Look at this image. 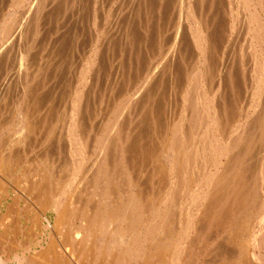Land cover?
I'll list each match as a JSON object with an SVG mask.
<instances>
[{
	"label": "rangeland",
	"instance_id": "rangeland-1",
	"mask_svg": "<svg viewBox=\"0 0 264 264\" xmlns=\"http://www.w3.org/2000/svg\"><path fill=\"white\" fill-rule=\"evenodd\" d=\"M44 1H41V0H20V2H19V0H0V30H3L5 25H6V27H7V25H10V27H9L10 30L8 31V33H6V36H5V33L3 31L2 32L0 31V131H1V133H0V149H1L0 154H1V152H6L8 150L10 151V148L14 145L13 146L14 148L13 147L11 148V152L13 153V152H15V150H17V145H16L17 143L19 146H21L20 144L24 143V144H22L23 146H21V149L18 146L19 147L18 149H20V150H17L14 153L16 155L13 157L12 163L2 164L0 161V165H1L0 166V253H1L0 256H2L3 258H7L9 260L10 264H18V262H19L18 259L22 258V256L27 257V258H31L33 255L34 256L33 258L35 259V257L39 256L38 253L39 254L44 253V251L47 248L45 245H47L48 243L49 244L51 243L50 242L51 240L48 237V235L51 237V239H52V237L55 236L54 234L52 235L51 230H49L50 228L46 227V222L43 220V217H41V215H40L41 213L39 212L40 210H43V208H41L42 206H41L40 201H39V197H38L39 191L38 190H40L42 188V185L45 187H46V185H45L44 181H42V185L37 183V179L39 180V179L43 178V180H44L45 179L44 177H46V179L48 177L47 180L49 181V183L51 182L49 184V186H51L50 190L53 189L52 191L57 194V191L59 190L58 186L61 187L63 185V183L66 184V182H67V179H66L67 174L66 173H68L67 169H69V166H71V163H73L74 159L75 160L78 159L80 161L82 159V157L80 158L75 153L76 148L74 146H77L76 145L77 143L73 141V137L71 135L66 134V133H68L69 129H65L69 126L68 123H69V118H70V115L68 114L67 110H69V112H71L70 109H72V107H70V103L72 102V100L74 102V99H76L75 96L77 95V93L80 92V90H81L80 93L82 94L81 96L84 97V98L82 97V102L84 103L86 101L85 105L89 104L88 105L89 108L87 107L88 111L86 110V114L84 113V122H85L86 126L88 125L87 128L90 125H91V127L86 129V134L90 135L93 133L92 135L88 136L89 139H88V137H86L87 135L85 134V138L89 140V141L86 140V143H87V141H88V143L91 142L90 139H93L94 141L91 142L92 145L90 143L89 144L87 143L88 149L85 152V155H84L85 157L83 156V159H82L84 161L85 166H83L84 169H81L82 174L79 175V177L77 176L76 177L77 179L75 180L76 185L78 182V186H79V188H77V187L76 188L78 190L81 189L82 191L81 190L76 191L74 196L77 195L78 197L77 196H76V198L74 197V200H79V201L81 200L82 203H85V202H87V200H89V198H86V197H89L90 192H88V190H87V186H88L87 183L88 182H86V181H88L87 180L88 178L86 179L85 176H86V171L89 168L90 164L92 163V161H94V159L98 155L96 153L97 152L99 153L96 139L99 137V134H100L101 130L103 129V120H102V119H104L103 113L106 112V113H104L105 114L104 116L105 117L108 116L113 111V109L117 107V105L119 104V101L121 103H122V101L124 103H127L129 101L127 103L128 107L132 106L131 110L134 108L136 113H137V111H139V113H140V114L139 113L136 114L135 112H133L134 109L132 111H130L127 107V109H126L127 112H126V110H124L126 113L124 112V115H123V117H125L128 114L131 117L130 118L127 115L128 117L127 116L125 117L127 120L125 121V118H123V119H124L125 126H126V124L128 126L130 125L128 127L129 128V133H128L129 135L126 137L127 144L131 146L130 147L131 152L133 151L132 149L135 150L134 151L135 152L134 159L136 158V160L134 162L135 165L138 162V164L136 166L134 165L135 167L133 168L134 169V176H136V174H137L139 177H141L143 179L145 178L146 180H147V178L150 179L153 176V179L155 180L154 188L157 186V174H155V175H153V174L156 173L157 169H160V170H162V169L157 168V166H156L157 161H155V160H156V156L158 155V153H160L159 150H162L161 148H163L165 146L166 140H168L169 136L171 135V133H168L170 131L169 128L171 127L170 125H173L174 123L176 124L177 121L178 122L185 121V123L188 122V119L190 117L193 106H196L197 108L199 107V109H200L202 104H203V101L202 100L200 101V99H199L196 102V105H194V104L192 105V101H194V99H195V96H193V95L196 93V91L194 89L192 90V88H190L191 83H192V87H193V82L195 81L194 74H196V73H194V70L196 69L195 72H198L201 68V70H200L201 73L202 72L205 73V72L202 71L203 65L201 64V61H199L200 60V52H199V50L196 46V42H195V38H196V36H198L197 32L199 33L200 31H198L197 22L195 21V19H193V17L191 18L190 16L187 17L189 15L188 13L190 10L189 5L187 6L188 3L191 4L190 5V7L192 9L191 12H193V9L194 10L197 9L196 12L194 11L195 14L194 13L193 14L195 17H197V19L200 18L202 20V22L204 23V25L206 26V28L208 30L206 33L207 38L209 40L208 43L210 46L212 45V47H210L208 53H209V59L211 58V60H210V67H211L210 71L213 73H211V75L208 74L210 72L205 74V76H207L206 78L203 79L204 82L207 81V83H205L206 84L205 89H207V90H205V93L207 94L208 97L209 96L211 97V95L214 96L212 98L216 99L217 101H220V103L225 104L226 107L230 108L229 111L232 112V114H234V115H232L231 113H228L229 114L228 118L230 117L229 118L230 120H228V118H226L227 123L223 127L224 140H232L233 137L235 138L236 137V131H237L236 129H237V127L239 128V126L240 127L244 126L245 128L247 126L249 128L252 127L251 129H247V130H249L251 132V135L253 136V144L252 145H254V146H252L253 149H251L252 151L249 153L250 155L251 154H253V155L250 156L248 154L249 156L246 155L244 157V161L242 163L245 164L249 159H250L249 161L251 163L249 162V165H248V162L245 165L243 164L245 169L243 168V165H242V171L245 172L244 173L245 178H243V180L245 181L246 178L248 179L250 174L255 175V173H258V175L260 174L262 176V173L264 172V163H262L264 161V157L262 158V155L264 156V132L261 131V134H262L261 138H258L257 135H259L260 133H259V130L257 131L258 127L257 128L255 127V125H256L255 124L256 123L255 118H257L261 114H262L261 119L264 117V111H263L264 110V106H263L264 103L260 104V106L258 104L261 101L262 102L264 101V98H263L264 97V88H263L264 87L263 86V83H264L263 79L264 78L262 77V79H260L261 75L263 73H261L262 70H261V72L259 71L260 68H257V62H256L260 58H261V60L264 59L263 58V56H264V38H263L264 37L263 36L264 35V30H263L264 29V20H262V19H264L263 18L264 12L262 11V9H260L261 5L264 6V3L262 4V2H261V1L264 2V0H261V1L260 0H255V1L249 0V3H250L249 7H248L249 9L248 8L246 9V7L248 5V2H247L248 0H246V1L242 0V3H240L241 2L240 0H237V1L236 0H213V3L216 2V4L214 3L213 5L210 4V3H212V2H210L212 0H208V1L207 0H199V1L195 0V2H192L191 0H187V1L186 0H52V1L51 0H44ZM180 1H182V2H180ZM232 1H234V2H232ZM244 1H245V3H244ZM18 2H19V4L17 5ZM258 2H261V3H258ZM28 3H29V5H28ZM35 3H37L36 5H38V7L36 5H34ZM192 3L193 4L195 3L196 6L195 5L193 6ZM203 3H206V4H203ZM207 3H209V4H207ZM236 3H238V4H236ZM239 3H240V7L239 8L237 7L238 8L237 9L236 5L238 6ZM254 3H255V5H254ZM15 4L17 5V7ZM45 4H47V5H45ZM48 4H50V5H48ZM52 4H53V6H52ZM173 5H174V7H173ZM197 5H198V7H197ZM18 6H19V8H18ZM220 6H222V7H220ZM39 7L40 8L42 7V8L40 9ZM241 7H242V10H241L242 12L241 11L237 12V10H240ZM243 7H244V10L246 13L243 11ZM252 7H254V8H252ZM29 8H30V10L28 11ZM32 8H34V9H32ZM198 8H200V9L198 10ZM250 8H251V10H250ZM36 9H39V10H36ZM185 9H186V11H185ZM209 9H210V11L211 10L212 11L210 12ZM233 9H235V10H233ZM253 10L255 12L254 14L252 13ZM39 11L41 12V14L37 13ZM30 12L33 14H31ZM200 12H202V13H200ZM236 12L237 13L241 12L243 16L240 13H239L240 14V16H239ZM9 13H10V15H9ZM196 13H197V15H196ZM208 13H211L209 16H212L209 19H208V15H207ZM213 13H215V14H213ZM230 13H232V15H230ZM249 13H251V14H249ZM258 14L261 15V17L259 16L260 17L259 19H261V24L263 25L262 32L259 34H257V32L255 33V31H254L255 28L253 29V27H256V25L259 23V21H258L259 19L257 20V18H256V20H254L255 21L254 22V21H251L253 18L251 19L249 16H247V15H250L251 17H253V16L255 17V15L257 16ZM236 15H238V16L236 17ZM32 17L35 19L37 18V19L35 20ZM25 18H26V20H25ZM231 18H232V20H231ZM247 18H249L250 20H248ZM17 19L19 21H17ZM208 21H210V22H208ZM228 21H229V23H228ZM246 21H247V24H246ZM36 22H38L39 24ZM193 22H194V24H193ZM212 22H213V24H214V22H216V23L214 25L213 24L211 25ZM18 23H20L21 26ZM248 24H249V26H248ZM195 26L197 28V32H196ZM209 26L212 27L213 29L210 28ZM247 26H248L249 31L246 29ZM249 27H250V29H249ZM191 29L193 30V32ZM211 29H212V31H214L213 33H212ZM34 30L39 31L38 34ZM182 30H183L184 34H182ZM21 32H23V33H21ZM176 32H179V33H176ZM13 33H14V35H13ZM192 33H194V34L192 35ZM213 34H214V36H213L214 38L212 37L213 39L210 40L211 36ZM179 35L182 36L183 38H181ZM253 35H254V37L257 36V39H259V41H257L256 37L253 39L251 37ZM9 37H10V39H9ZM130 37H132V38H130ZM2 38L5 40H1ZM13 39H14V41H13ZM6 40H7V43H6ZM177 41H179V42L181 41V43H178ZM191 41L193 42L195 49L192 48L193 44ZM251 41H252V43H251ZM257 42H259L258 45L256 44ZM210 43H212V44H210ZM181 45L184 47L181 48ZM7 47H9V48H7ZM190 47L194 50H192ZM184 48H186V51L183 50ZM213 48H216V49H214L215 51L213 50ZM261 48H263V50ZM9 49L10 50L12 49V50L10 51ZM94 49H95V51H94ZM168 50H169V52H168ZM256 50H257V53H256ZM174 51H176L175 52L176 54L174 53ZM179 51H181L182 54H180L181 52H179ZM253 51L255 53H253ZM166 52H168V53L166 54ZM258 53H260V54H258ZM212 54H214V56ZM248 54H250V55H248ZM261 55H263V56L261 57ZM93 56H95V57L93 58ZM217 56L221 57L220 61H219V58ZM213 57H215V58H213ZM53 58H55L56 60ZM173 59L174 60L179 59V60L174 61ZM254 59H256V60H254ZM137 60L140 62H138ZM261 60H260V62H261ZM171 61L173 63L174 62H176V63L173 64ZM93 62H96V63H93ZM252 62L254 64L256 62L255 69L253 67L254 64ZM157 63H159L160 65ZM161 63L164 65H162ZM170 63H172V64H170ZM193 63L194 64L197 63V64L193 67V65H194ZM249 63H252V64H250L248 66ZM158 65L161 68L158 67ZM167 65L170 66L169 69H168ZM212 65L214 68H212ZM220 65H221V67H220ZM163 66L166 67L165 68L166 70H164ZM197 67L199 68V70L197 69ZM251 67H253V68H251ZM159 68H160V70L161 69L162 70L160 71ZM220 69H221V71H220ZM223 69H225V70L222 71ZM249 69H250V72L255 71V72H253L254 74H252V73L250 74ZM149 70H151L152 72ZM153 70L154 71L156 70V71L154 72ZM203 70H205V67H203ZM244 70L246 72H244ZM8 71H10V72H8ZM82 71L86 72L87 74L83 73ZM92 71H95V72H92ZM158 71H160V72H158ZM165 71L167 72V74L165 73ZM189 71H190V73H188ZM258 71L260 74L258 73ZM157 72H158V74H157ZM223 72H224V74H223ZM91 73H93V74H91ZM170 73H171V75H170ZM248 73H249V75H248ZM3 74H5V75L7 74V75L5 76ZM79 74H81V75H79ZM149 74H151V78L149 77L150 76ZM158 75L160 76V78ZM215 75H216V77H215ZM231 75H232V77H230ZM252 75H253V77H252ZM162 76L164 77V79ZM208 76H210V77H208ZM14 77H16V78H14ZM208 78H209V80H208ZM214 78H218V79L215 80ZM252 78H254V80H252ZM154 79H156V80H154ZM212 79H213V81H212ZM258 79L263 81V82L258 83L259 82ZM13 80H15L14 83H13ZM147 80L150 81V82L148 81L149 86L146 85L148 83H145V81H147ZM247 80H249V82ZM155 81H157V83H158V84L156 83L157 84L156 87H155ZM158 81L160 82L162 87L159 85ZM186 81H187V83L190 81L188 83V85H186ZM2 82L4 84H2ZM141 82H144L145 84L144 83L141 84ZM153 83H154V85H153ZM219 83H220V85H219ZM256 83H258L259 85H257ZM80 84H82V85H80ZM86 84H87V86L89 84L88 88L84 87V85H86ZM247 84H250V85H247ZM251 84H252V86H251ZM90 85H92V86H90ZM129 85L130 86L133 85V86H131L133 89H131ZM134 86H135V88H134ZM141 86H142L143 91L141 90ZM152 86H154L158 90L157 93H156L155 88ZM159 86L161 87V89ZM181 86H182V89H181ZM215 86H217L216 87L217 90L214 89ZM249 86H251L250 89H248ZM259 86H263V87L261 88ZM30 87L34 91H32V89H30ZM113 87H115V88L112 89ZM171 87H172V89H171ZM220 87H221V89H220ZM256 87H257V89H255ZM78 88H80V89H78ZM96 88H97V91H96ZM123 88L125 89L124 91H122ZM145 88H149V89L145 90ZM210 88H213V89H210ZM135 89H137L138 91L136 92ZM186 89L190 90V91H188L186 93V91H187ZM29 90L31 93H29ZM92 90H95V91H92ZM131 90H135V91H131ZM139 90L141 92H139ZM151 90H153V91L151 92ZM209 90H210V92H209ZM247 90L249 93H247ZM26 91H27V93H26ZM35 91L37 93H35ZM214 91L216 94L213 93ZM218 91H220V92H218ZM3 92H4V94H3ZM72 92H73V94H76V95H72ZM83 92H85V93L83 94ZM149 92H151L150 93V94H152L151 96L149 95ZM184 92H185V94H183ZM39 93H41V94H39ZM98 93L102 94V95H99ZM188 93H189V96H191V97L187 96ZM257 93H258L259 97L257 96ZM22 94H25V96L28 98H25V96ZM34 94H36V95H34ZM69 94H71L72 98L70 97ZM123 94L124 95L126 94L125 96L128 95L129 97L128 96L125 97ZM221 94H222V96H221ZM60 95H61V97H60ZM86 95H88V96H86ZM94 95L96 96L95 98H94ZM137 95H139V96L137 97ZM249 95H252V97H247ZM121 96L123 98H126L127 100L126 99L124 100ZM144 96H149V97H144ZM192 96L194 97V99ZM66 97H68V98H66ZM210 97H209V99H210ZM218 97H219V99H218ZM35 98H36V100H35ZM113 98H114V100H113ZM116 98H117V100H116ZM248 98H249V100H247ZM261 98H263V99H261ZM37 99H39V100L37 101ZM56 99H57V101H56ZM65 99H67L68 101H66ZM148 99H151V100L149 101ZM152 99H153V101H152ZM183 99L185 100V102ZM252 99H254V100H252ZM25 100H27V101H25ZM49 100H51V101H49ZM63 100H65V101H63ZM132 100L134 101V103ZM189 100H191V103L189 102ZM59 101H60V103H59ZM140 101H142V102H140ZM258 101H260V102H258ZM87 102H89V103H87ZM148 102H150V103H148ZM16 103L18 104L17 107L15 105ZM37 103H39V104L37 105ZM180 103H181V107L179 106ZM184 103H186V104H184ZM227 103H228V105H227ZM256 103L258 104V106ZM34 104L36 106H34ZM94 104H95V106H94ZM136 104H138V106L140 105L141 109H139L140 106L139 107L135 106ZM255 104H256V106H255ZM46 105H48V106L51 105L54 109L53 110L54 113H52V110H51L52 108H50L51 106L47 107ZM147 105H149V107ZM184 105H187L188 107L186 106L184 108ZM190 105H191V107H190ZM251 105H253L257 108L254 107L252 109ZM68 106H69V108H68ZM71 106H72V104H71ZM142 106H144V109ZM151 106H154V107H151ZM262 106H263V108H262ZM22 107L26 110L28 109L29 111H31L30 112L31 114L28 115L30 118L27 117L29 120L25 119L21 122L22 123V127H21V123H19V118H20L19 116L20 115L18 112L23 111ZM31 107H33L34 109H31ZM37 107L39 108V111H37L38 113L36 111H34L35 108H37ZM54 107H56V108H54ZM61 107L64 109H60ZM258 107H259V109L261 107V110H259ZM38 108L36 110H38ZM57 108H58V111L56 113ZM176 108L178 110H176ZM18 109H20V111ZM151 109H152V111H154L153 113H152ZM234 109L236 111V114H235ZM246 109L248 112L246 111ZM26 110H24V112ZM46 110H48V113L46 112ZM59 110H61V111L59 112ZM90 110H91V112H90ZM128 110L131 113L130 112L128 113ZM143 110H145V111H143ZM147 110L148 111L150 110V111L147 113ZM182 110L185 112H183ZM238 110H239V112H238ZM15 111L17 114L15 113ZM255 111L257 112V115H256ZM34 112H36V113H34ZM43 112L47 113V115L45 116V118L47 120V122H46L47 124H45V121H44L45 118L44 119L42 118L46 114ZM62 112L64 114L66 113V117H65V115H62L63 114ZM50 113L53 114L52 115L53 117L55 115V119L57 121L55 119H53V117L50 116L51 115ZM87 113H88V115H87ZM35 114H37L36 117H39V118L36 119V117H34V119H35L34 120L33 116ZM132 114L137 115V116L139 115L138 117L135 116L138 119L135 118ZM141 114H142V116H141ZM157 114H158V116H157ZM14 115H16V116H14ZM91 115L94 117L91 118ZM95 115L97 117H99L101 120L97 119L99 121L95 122V118H97ZM101 115H102V118H101ZM59 116H60V118H59ZM183 116L185 118H183ZM62 117H64V118H62ZM170 118H172V119H170ZM52 119L54 120V122ZM87 119L88 120L91 119V120L88 121ZM177 119H180V120H177ZM244 119H245V121H244ZM251 119H253V120L255 119L254 120L255 123ZM50 120H52V121H50ZM59 120H61V121L63 120V121L60 122ZM156 120H157V124H156ZM6 121L8 123H6ZM34 121L35 122L42 121V122L41 123L39 122L40 124L38 122H37L38 124L35 123V126H36L35 127V126H33ZM86 121H88V122H86ZM160 121H162V122H160ZM229 121H230V123H229ZM249 121L252 125H248ZM13 122H15V123H13ZM24 122L28 125H26ZM49 122H53V123L50 124ZM55 122H58V123H55ZM100 122H101V125H99ZM238 122L240 124H238ZM242 122L243 123L245 122V123L243 124ZM152 123H154V124H152ZM233 123L236 124V126ZM24 124L26 126H30V128L22 130V128L26 127ZM64 124H66V125L68 124L67 127H65L66 125H64ZM146 124L148 126L150 125L149 126V127H151L150 130L148 129L149 127ZM262 124H264V119H263ZM46 125H48V126H46ZM51 125H52V127H51ZM54 125H56V126H54ZM162 125L163 126L166 125V126L163 127ZM38 126H40V127H38ZM153 126H155L156 130H155V128L153 129ZM6 127L8 129H6ZM45 127H47L46 130H51V128H52V132L50 133V131H46V130H45L46 132H44L43 130ZM97 127L99 128L98 130H96ZM138 127H139V129H138ZM231 127L232 128L236 127V128L234 130ZM10 128H12V129H10ZM136 128L138 129V131ZM160 128H162V129L160 130ZM9 129H10V132H9ZM19 129H20V132H19ZM37 129H40V130H37ZM64 129L66 132H64ZM144 129L147 131H145ZM151 129L154 130V132L151 131ZM25 130L27 132V135H25L26 134ZM53 130H54L55 135L53 133ZM140 130H141V132H140ZM12 131H14V132H12ZM93 131H95V133ZM126 131H125V133H126ZM134 131H137V132H134ZM149 131H150V134L151 133H154V134L153 135L152 134L146 135V134H149ZM165 131H167L166 135H164ZM22 132L23 133L25 132V134L22 135ZM39 132H40V135H39ZM88 132H89V134H88ZM28 133H29V135H28ZM44 133L45 134L49 133L50 135L47 134L45 136ZM96 133L98 135H96ZM159 133H161V134H159ZM195 133H197V134L199 133V136L201 138H205L203 127L197 128ZM226 133H229V134H226ZM233 133H234V135H233ZM64 134H66V135L64 136ZM20 135H22L24 138L23 137L21 138ZM16 136L18 137L19 141L15 139V138H17ZM91 136H93V137H91ZM228 136H230V138ZM256 136H257V138H256ZM45 137H47L48 139ZM7 138H9L8 142H7ZM160 138L162 140H160ZM11 139H13L14 141H18V142L13 143L14 141ZM46 139H47V141H46ZM154 139H155V141H154ZM163 139H165V140L163 141ZM49 140L51 141V143ZM144 140L145 141L147 140V142H145ZM130 141L132 143H130ZM153 141H154V143H153ZM196 141H198V140H196ZM94 142H96V143H94ZM48 143L50 144V147H47V146H49ZM141 143L142 144L145 143V144L142 145ZM71 144H72V146L74 145L73 146L74 148L71 146ZM139 144H141V145H139ZM154 144H155V146H154ZM157 144H159V145H157ZM8 145H10V146H8ZM137 145L139 148H141V149L143 148V150H140L137 147ZM27 146H28V148H27ZM69 146H71V147L69 148ZM142 146H144V147L146 146V147L144 148ZM7 147H9V149ZM2 148H4V150ZM135 148H138V149L136 150ZM255 148L257 151L255 150ZM259 148H260V151H259ZM42 149H43V151H41ZM139 150L141 152H139ZM148 150H149L150 154H149ZM71 151L73 153H75L78 156V158L75 154H71L72 153ZM94 151H96V152H94ZM239 151L240 150L235 149L229 154L230 156L223 158L222 164L223 163L225 164V162L227 160H229L230 162L227 161L226 164L222 165V166L227 167L229 163L231 166L233 163L237 164L238 162L235 159L237 157H240ZM30 152H32L33 154ZM69 152H71V153H69ZM134 152H132V153H134ZM46 153H48V154H46ZM86 153H88V154H86ZM141 153H143V154H141ZM45 154H46V157L44 156ZM68 154L71 156V158L68 157L69 156ZM136 154L138 155V157L136 156ZM238 154H239V156H238ZM39 155H41V156L39 157ZM94 155H96V157ZM257 155H258V157H257ZM231 156H232V158H231ZM16 157H18L17 162H16ZM43 157L48 160V161H46V159H45V161H44V162H46L45 165L41 164V162H43L41 160L44 159ZM150 157H152V159H150ZM228 158H230L231 160ZM148 159H149V161H148ZM137 160H139V161H137ZM150 160H152V161H150ZM28 161H30V162H28ZM54 161H55V163H54ZM144 161H146V163ZM15 162H16V164H15ZM30 163H31V166H30ZM143 163H145L146 165H143ZM13 164H15V165H13ZM141 164H142V171L140 170L141 168L139 167ZM149 164H151V165H149ZM33 165H34V167H33ZM36 165H37V167H36ZM64 165L68 166V168L65 167ZM255 166L258 169L255 168ZM118 167L119 166H117L116 168H118ZM137 167H139V168H137ZM253 167H254V169H253ZM65 168H67V169L65 170ZM143 168H144V170H143ZM154 168H156L155 171L152 170ZM49 169H50V171H49ZM128 169L130 171V169H132V168L128 167ZM136 169H139L138 173H137ZM199 170L201 171L202 169H199ZM83 171H85V172L83 173ZM29 172H31L32 175L29 174ZM44 172H45V176H43ZM36 174H38V175H36ZM253 176L250 177V178H252V179H250V181L252 183L251 182L248 183V180H246L247 181V182L245 181L246 183L242 181L243 185L246 186V184H247V186H250L251 184H253L252 180L255 178H258V176L254 177V178H253ZM263 176H264V173H263ZM30 177L33 179L36 178L35 179L36 182L33 184L34 185H37V184L40 185V186H38L37 189L29 188L30 185L27 186L28 183L31 184L32 180ZM58 177L60 179L62 178L61 179L62 182L60 181V179H58ZM13 178L14 179L16 178V179L14 180ZM18 178H20V179L17 180ZM79 178L82 179L83 181L79 180ZM29 180H31V181L29 182ZM47 180H45L46 184H47ZM56 180L59 183H56ZM15 181H16V183H15ZM18 181H21V182H18ZM228 181H230V182L229 183L226 182L227 185H229L230 183L233 184V182L231 180H228ZM79 182H81V183H79ZM82 182H83V184H82ZM81 184H82V187H81ZM23 186H24L25 190L22 188ZM229 186H231V185H229ZM229 186H227V187L230 188ZM245 186H244V188H245ZM151 187H152V184H151ZM28 188L30 190L35 189V191L34 190L30 191ZM47 189H49V188L46 187V190ZM262 189L264 190V186H262ZM226 190L229 191V193L228 194L226 193V196H224V199L226 197L225 201H227V196H228L227 205L230 204L234 209L235 214L234 215L230 214V216H231L230 219L232 218V220H233L235 218V215H236V210H235L236 208H235V205L232 204L233 197H230V195H231L230 191L231 190L227 189V188H226ZM226 190H225V192H227ZM13 192L16 194H13ZM32 192H35V193H32ZM28 193H29V195H28ZM30 193H32V195H30ZM155 194H156V191H155ZM15 195H16V197H15ZM33 195H34V197H33ZM34 198H36V199L38 198V199L36 200ZM30 199H32V200H30ZM84 199L85 200L87 199V200L85 201ZM26 201H27V203H25ZM89 201H91V199ZM92 201L95 202V200H92ZM9 203H11V204H9ZM33 204H35V205H33ZM26 207H29V208H26ZM38 208H41V209H38ZM231 211H233V210H231ZM45 216H47V218L50 222V225H53V223H54L53 221L55 219L54 211H52L50 209L46 210ZM3 226L5 227V230H4ZM218 231H219V233H218ZM218 231L216 232V234H218L219 237L218 236L216 237V234L214 232L212 234L213 240L216 241L215 246L217 245V242H218V245H217L218 247L216 246V249L227 250L230 253L232 251L231 246L228 247L229 245L227 243H225V239H224L225 237H223L224 233H222L221 230H218ZM59 237L63 240V238H62L63 235L57 236V237L55 236V240L57 239L56 242L59 241L58 240V239H60ZM219 238H220V240H218ZM61 239H60V241H62ZM221 242L222 243L224 242V243L222 244ZM49 244H48V246H49ZM12 246H13V248H12ZM215 246H213V247L215 248ZM42 247L43 248L45 247L44 250ZM219 247H220V249H219ZM221 247H224V248H221ZM60 248L62 249V248H68V247L64 246V247H60ZM49 259H50V261L48 262L47 261L48 258H47L45 264L46 263L52 264V261H54L53 264H62V263L65 264L66 263L65 260H64L65 262H62L63 260L62 261L60 260L61 263H59V261H57V259L56 260L54 258H52L54 260H52L51 258H49ZM35 262L39 263L38 260L37 261L35 260Z\"/></svg>",
	"mask_w": 264,
	"mask_h": 264
},
{
	"label": "bare ground",
	"instance_id": "bare-ground-1",
	"mask_svg": "<svg viewBox=\"0 0 264 264\" xmlns=\"http://www.w3.org/2000/svg\"><path fill=\"white\" fill-rule=\"evenodd\" d=\"M44 1V0H41ZM52 1V0H51ZM187 1V0H186ZM192 2H195V0H191ZM197 1V0H196ZM199 1V0H198ZM208 1V0H207ZM206 1V2H207ZM237 1V0H236ZM242 3V0H240ZM246 1V0H245ZM244 1V3H245ZM253 1V0H252ZM255 1V0H254ZM261 1V0H260ZM20 2V0H19ZM19 2L17 3V5L19 4ZM24 2V1H23ZM45 2V1H44ZM182 2V1H180ZM203 2V1H202ZM212 3H210L211 5H213L214 3L216 4V2L213 3V0L210 1ZM234 2V1H232ZM248 5L246 7V9L249 7V0L247 1ZM262 4L264 3L263 1H261ZM258 2V3H261ZM95 3V2H94ZM240 3L237 6L236 3V8L240 7ZM252 3V2H251ZM25 4V3H24ZM37 3H35L34 5H36ZM39 4V3H38ZM44 4V3H43ZM42 4V5H43ZM137 4V3H136ZM187 4V3H186ZM193 4V3H192ZM206 4V3H203ZM209 4V3H207ZM227 4V3H226ZM16 5V4H15ZM16 5V7H17ZM27 5V4H26ZM29 5V3H28ZM47 5V4H45ZM50 5V4H48ZM189 5V15L187 17H193V19H195V21L197 22V28L198 31H200L199 33L197 32V28H196V32L198 34V36H196L195 38V42H196V46L200 52V60L201 64L203 65V67H205V70H203L202 67V71H204L205 73H201V68L199 70V68L197 67L198 72H195L194 70V77H195V81L193 82V87H192V83L190 88H192V90L194 89L196 91V93L193 95L195 96L194 101H192V105H196V102L200 99V101H203V104L201 106V108L199 109V107L197 108L196 106H193L190 117L188 119V122L185 123V121L183 122H178L173 125H170L171 127L169 128V132L171 133V135L169 136V139L166 140V144L163 148H161L162 150H159L160 153H158V155L156 156V166L157 168H161L157 169L154 168L152 170H156V173H154L153 175L157 174V186L154 188V182L155 180L152 178L147 180L144 178L139 177L137 174L136 176H134V167L138 164L135 165V160L134 156H135V150L132 149L134 153L131 152V146L127 144V139L126 137L129 135V126L126 124H124V119L125 117H123L124 115V110L127 109L128 107V102L124 103L122 101V103L119 101V104L117 105L116 108L113 109V111L108 115V116H104L106 112L103 113V129L101 130L99 137L96 139L97 140V147L99 150V153L97 152L96 155H94L96 158L94 159V161H92V163L90 164L89 168L86 171V179L88 181L87 183V190L88 192H90L89 200L91 199V201L87 200V202L82 203L81 200H74V197L76 198L77 195L74 196V194L76 193V191H80L77 188H79L78 186V182L77 185L75 183V180L77 179L76 177L82 174L81 169H84L83 166L84 165V161L83 156L85 155L86 150L88 149L87 147V143H88V139L90 135L86 134V129H88L89 127H91V125L87 128L85 122H84V113L86 114V110L88 111L87 107L88 105H85L86 101L83 103L82 102V94L77 93L72 95H76V99H74V102L72 100V102L70 103V107H72L71 112L68 111V114L70 115L69 118V126L67 127L66 125L65 129H69L68 133L73 137V141L76 142L77 146H74L76 148V154L82 159L80 160H75L73 161V163H71V166L64 165L65 170L67 169L68 173L67 174V182L66 184L63 183V185L60 187L58 186L59 190L57 191V194L55 192H53L50 188L51 186H49V181L46 179V177H44L45 179L43 180V178L41 179H37V183L42 185V181L45 182L46 187H48L49 189L46 190V187L42 185V188L39 191V201L41 204V208H43V210H40L39 212L41 213V217H43V220L46 222V227H49L51 230L52 235L54 234L56 237L57 236H62L63 235V240L60 241V239H58L59 241L56 242L55 240V236L51 237L48 235V237L50 238V244L48 246L45 245L47 248L44 251V253L39 254L38 253V257H35V259L33 258L34 256L32 255L31 258H27V257H23L18 259L19 262L18 264H45L47 258H48V262L50 261L49 258H54L55 260L57 259V261L60 262V260L62 262H65V264H264V190L262 189V186H264V176L262 173V176L258 175V173H255L256 176H258V178L253 179V184H251L250 186H246L243 185V182H245L246 180H248V183H250V177H252L254 174H250L249 178L244 181L243 178H245V172L242 171V165L244 163H242L244 161V157L246 155H248L253 149L252 145L253 144V136L251 135V132L247 129H251L248 126L245 128L244 126H239V128L237 127V131H236V137L232 138V140H224L223 137V127L226 125V118H228V113H231L229 110L230 108L226 107L225 104L220 103V101H217L216 99L212 98L214 96L211 95L210 99L207 96V94L205 93V83L203 81L204 78H206L207 76H205V74H210L213 73L210 71V60L209 59V49L210 47H212V45H209V40L207 38V28L204 25V23L202 22V20L199 18L197 19V17L194 16V11L196 12L197 9H193V12L191 7H190V3L187 4V6ZM195 5V3L193 4V6ZM210 5V6H211ZM234 5V6H235ZM255 5V3H254ZM253 5V6H254ZM38 7V5H36ZM53 6V4H52ZM196 6V5H195ZM257 6V5H256ZM174 7V5H173ZM198 7V5H197ZM217 7V6H216ZM222 7V6H220ZM219 7V8H220ZM232 7V6H231ZM245 7V6H244ZM243 7V11L245 12ZM262 9V11L264 12V6L261 5L260 6ZM19 8V6H18ZM40 8V7H39ZM42 8V7H41ZM40 8V9H41ZM46 8V7H45ZM48 8V7H47ZM195 8V7H194ZM215 8V7H214ZM235 8V9H236ZM237 8V9H238ZM254 8V7H252ZM34 9V8H32ZM31 9V10H32ZM200 8H198L199 10ZM233 9V10H235ZM249 9V8H248ZM256 9V8H255ZM258 9V8H257ZM14 10V9H13ZM30 10V8L28 9V11ZM39 10V9H36ZM35 10V11H36ZM155 10V9H154ZM167 10V9H166ZM204 10V9H203ZM226 10V9H225ZM242 7L240 10L241 11ZM251 10V8H250ZM43 11V10H42ZM176 11V10H175ZM180 11V10H179ZM186 11V9H185ZM206 11V10H205ZM210 11V9H209ZM212 11V10H211ZM210 11V12H211ZM224 11V10H223ZM33 12V11H32ZM203 12V11H202ZM200 12V13H202ZM235 12V11H234ZM236 12V13H237ZM242 12V11H241ZM239 12L241 15L242 13ZM252 12V11H251ZM260 12V11H259ZM11 13V12H10ZM9 13V15H10ZM31 13V12H30ZM36 13V12H35ZM38 14L41 12H37ZM194 13V14H193ZM233 13V12H232ZM232 13H230V15H232ZM237 13L239 16L240 14ZM246 13V12H245ZM244 13V14H245ZM253 14L255 13L254 10L252 12ZM19 14V13H18ZM33 14V13H31ZM211 13H208V19L212 16H209ZM215 14V13H213ZM212 14V15H213ZM251 14V13H249ZM197 15V13H196ZM200 15V14H199ZM203 15V14H202ZM205 15V14H204ZM236 15V17L238 16ZM24 16V15H23ZM40 16V15H39ZM49 16V15H48ZM243 16V15H242ZM246 16V15H245ZM249 16L252 20L254 21L257 20L261 17V15H255V17H251ZM260 16V17H259ZM185 17V16H184ZM206 17V16H205ZM11 18V17H10ZM28 18V17H27ZM31 18V17H30ZM29 18V19H30ZM33 18V17H32ZM242 18V17H241ZM264 18V17H263ZM14 19V18H13ZM12 19V20H13ZM35 19V18H33ZM37 19V18H36ZM35 19V20H36ZM47 19V18H46ZM186 19V18H185ZM203 19V18H202ZM207 19V20H208ZM248 20H250L249 18H247ZM26 20V18H25ZM39 20V19H38ZM187 20V19H186ZM211 20V19H210ZM232 20V18H231ZM239 20V19H238ZM264 20V19H262ZM16 21V20H15ZM17 21H19L17 19ZM194 21V22H195ZM213 21V20H212ZM218 21V20H217ZM240 21V20H239ZM259 23L256 25V27H253L255 33L257 32V34L262 32V28L263 25L261 24V19L258 20ZM187 22V21H186ZM193 22V24H194ZM195 22V23H196ZM205 22V21H204ZM210 22V21H208ZM255 22V21H254ZM22 23V22H21ZM38 23V22H36ZM216 22H214L215 24ZM229 23V21H228ZM236 23V22H235ZM245 23V22H244ZM9 24V23H8ZM20 24V23H18ZM24 24V23H23ZM39 24V23H38ZM182 24V23H181ZM191 24V23H190ZM213 24V22L211 23V25ZM213 24V25H214ZM247 24V21H246ZM252 24V23H251ZM12 25V24H11ZM29 25V24H28ZM33 25V24H32ZM148 25V24H147ZM220 25V24H219ZM255 25V24H254ZM19 26V25H18ZM21 26V24H20ZM36 26V25H35ZM235 26V25H234ZM249 26V24H248ZM248 26H247V30H248ZM10 25H6L4 26L3 30H0L1 32L3 31L5 33H8ZM189 27V26H188ZM192 27V26H191ZM210 27V26H209ZM233 27V26H232ZM17 28V27H16ZM19 28V27H18ZM37 28V27H36ZM212 28V27H210ZM216 28V27H215ZM230 28V27H229ZM243 28V27H242ZM213 29V28H212ZM211 29V31H212ZM250 29V27H249ZM151 30V29H150ZM192 30V29H191ZM264 30V29H263ZM37 32V30H34ZM33 31V32H34ZM188 31V30H187ZM186 31V32H187ZM216 31V30H215ZM249 31V30H248ZM35 32V33H36ZM180 32V31H179ZM176 32V33H179ZM193 32V30H192ZM214 31H212L213 33ZM221 32V31H220ZM252 32V31H251ZM23 33V32H21ZM20 33V34H21ZM26 33V32H25ZM34 33V34H35ZM188 33V32H187ZM186 33V34H187ZM227 33V32H226ZM254 33V32H253ZM254 33V34H255ZM36 34V35H37ZM56 34V33H55ZM182 34L183 30H182ZM194 33H192L193 35ZM229 34V33H228ZM252 34V33H251ZM9 35V34H8ZM14 35V33H13ZM189 35V34H188ZM224 35V34H223ZM236 35V34H235ZM256 35V34H255ZM261 35V34H260ZM22 36V35H21ZM34 36V35H33ZM180 36V35H179ZM185 36V35H184ZM214 34L211 36L212 40L214 37ZM264 36V35H263ZM4 37V36H3ZM8 37V36H7ZM30 37V36H29ZM36 37V36H35ZM94 37V36H93ZM134 37V36H133ZM147 37V36H146ZM181 38H183L182 36H180ZM213 37V38H212ZM229 37V36H228ZM236 37V36H235ZM253 39L257 36L254 37L251 36ZM259 37V36H258ZM132 38V37H130ZM251 38V39H252ZM264 38V37H263ZM10 39V37H9ZM8 39V40H9ZM119 39V38H118ZM177 39V38H176ZM175 39V40H176ZM187 39V38H186ZM185 39V40H186ZM1 40H5V39H1ZM99 40V39H98ZM181 40V39H180ZM194 40V39H193ZM192 40V41H193ZM223 40V39H222ZM236 40V39H235ZM14 41V39H13ZM104 41V40H103ZM183 41V40H182ZM191 41V42H192ZM257 41H259V39H257ZM60 42V41H59ZM140 42V41H139ZM178 43H181V41H177ZM176 42V43H177ZM2 43V42H1ZM7 43V40H6ZM13 43V42H12ZM57 43V42H56ZM165 43V42H164ZM252 43V41H251ZM255 43V42H254ZM259 42H257L256 44L258 45ZM9 44V43H8ZM175 44V43H174ZM190 44V43H189ZM193 44V42H192ZM212 44V43H210ZM262 44V43H261ZM18 46V45H17ZM176 46V45H175ZM179 46V45H178ZM214 46V45H213ZM217 46V45H216ZM184 47L181 45V48ZM186 47V46H185ZM250 47V46H249ZM248 47V48H249ZM9 48V47H7ZM6 48V49H7ZM13 48V47H12ZM169 48V47H168ZM172 48V47H171ZM180 48V47H179ZM180 48V49H181ZM191 48V47H190ZM194 48V44L193 47ZM191 48V49H192ZM218 48V47H217ZM129 49V48H128ZM179 49V50H180ZM195 49V48H194ZM192 49V50H194ZM216 48H213V50ZM263 50V48H261ZM10 50V49H9ZM12 50V49H11ZM10 50V51H11ZM151 50V49H150ZM173 50V49H172ZM184 51H186V48L183 49ZM253 50V49H252ZM95 51V49H94ZM111 51V50H110ZM171 51V50H170ZM215 51V50H214ZM169 52V50H168ZM166 52V54L168 53ZM176 51H174L175 53ZM181 52V51H179ZM198 52V51H197ZM252 52V51H251ZM215 53V52H214ZM253 53H255L253 51ZM257 53V50H256ZM176 54V53H175ZM182 54V52L180 53ZM222 54V53H221ZM220 54V55H221ZM260 54V53H258ZM3 55V54H2ZM5 55V54H4ZM19 55V54H18ZM196 55V54H195ZM214 56V54H212ZM250 55V54H248ZM252 55V54H251ZM257 55V54H256ZM166 56V55H165ZM226 56V55H225ZM263 55H261L262 57ZM9 57V56H8ZM95 56H93L94 58ZM173 57V56H172ZM187 57V56H186ZM197 57V56H196ZM218 57V56H217ZM227 57V56H226ZM232 57V56H231ZM237 57V56H236ZM257 57V56H256ZM255 57V58H256ZM11 58V57H10ZM21 58V57H20ZM188 58V57H187ZM186 58V59H187ZM215 58V57H213ZM219 61H220V56L218 57ZM264 58V56H263ZM48 59V58H47ZM55 59V58H53ZM180 59V58H179ZM178 59V60H179ZM197 59V58H196ZM250 59V58H249ZM56 60V59H55ZM171 60V59H170ZM174 60V59H173ZM172 60V61H173ZM177 59H175L174 61H178ZM190 60V59H189ZM256 60V59H254ZM261 58L256 61L257 62V68H260V72L262 70L261 73H263L261 75L264 78V59L261 60ZM97 61V60H96ZM138 61V60H137ZM171 61V62H172ZM198 61V60H197ZM217 61V60H216ZM222 61V60H221ZM88 62V61H87ZM140 62V61H138ZM218 62V61H217ZM226 62V61H225ZM242 62V61H241ZM248 62V61H247ZM255 62V64H256ZM89 63V62H88ZM96 63V62H93ZM108 63V62H107ZM164 63V62H163ZM173 63V62H172ZM170 63V64H172ZM176 63V62H174ZM173 63V64H174ZM178 63V62H177ZM224 63V62H223ZM253 63V62H252ZM252 63H249L248 66ZM10 64V63H9ZM159 64V63H157ZM162 64V63H161ZM194 64V63H193ZM197 63H195L193 65V67L196 65ZM200 64V65H201ZM222 64V63H221ZM242 64V63H241ZM254 64V63H253ZM254 64V69H255V65ZM83 65V64H82ZM160 65V64H159ZM158 65V67H160ZM164 65V64H162ZM178 65V64H177ZM216 65V64H215ZM224 65V64H223ZM56 66V65H55ZM93 66V65H92ZM166 66V65H165ZM168 66V65H167ZM175 66V65H174ZM240 66V65H239ZM21 67V66H20ZM19 67V68H20ZM28 67V66H27ZM87 67V66H86ZM101 67V66H100ZM109 67V66H108ZM173 67V66H172ZM184 67V66H183ZM190 67V66H189ZM221 67V65H220ZM251 67V68H253ZM56 68V67H55ZM161 68V67H160ZM159 68V70H160ZM164 70H166L164 67ZM170 68V66H168V69ZM196 68V67H195ZM212 68L213 65H212ZM224 68V67H223ZM226 68V67H225ZM87 69V68H86ZM85 69V70H86ZM138 69V68H137ZM167 69V70H168ZM189 69V68H188ZM222 69V68H221ZM220 69V71H221ZM228 69V68H227ZM253 69V70H254ZM40 70V69H39ZM93 70V69H92ZM162 70V69H161ZM160 70V71H161ZM163 70V71H164ZM225 69H223L222 71H224ZM252 70V69H251ZM59 71V70H58ZM136 71V70H135ZM151 71V70H149ZM148 71V72H149ZM154 71V70H153ZM156 71V70H155ZM154 71V72H155ZM158 71V72H160ZM216 71V70H215ZM241 71V70H240ZM248 71V70H247ZM257 71V70H256ZM258 71V73H259ZM10 72V71H8ZM83 72V71H82ZM89 72V71H88ZM95 72V71H92ZM152 72V71H151ZM150 72V73H151ZM157 72V74H158ZM176 72V71H175ZM243 72V71H242ZM244 72H246L244 70ZM255 72V71H253ZM253 72H250L249 69V73L254 74ZM85 74H87L86 72H83ZM135 73V72H134ZM141 73V72H140ZM162 73V72H161ZM160 73V74H161ZM165 73L167 74V72L165 71ZM190 73V71L188 72ZM198 73V74H197ZM216 73V72H215ZM221 73V72H220ZM219 73V74H220ZM248 73V75H249ZM82 74V73H81ZM79 74V75H81ZM93 74V73H91ZM98 74V73H97ZM156 74V73H155ZM154 74V75H155ZM159 74V75H160ZM224 74V72H223ZM245 74V73H244ZM243 74V75H244ZM260 74V73H259ZM5 75V74H3ZM7 75V74H6ZM5 75V76H6ZM150 78H151V74H149ZM153 75V76H154ZM158 75V76H159ZM163 75V74H162ZM171 75V73H170ZM189 75V74H188ZM213 75V74H212ZM230 75V74H229ZM233 75V74H232ZM232 75L230 77H232ZM246 75V74H245ZM256 75V74H255ZM9 76V75H8ZM57 76V75H56ZM84 76V75H83ZM82 76V77H83ZM86 76V75H85ZM91 76V75H90ZM166 76V75H165ZM193 76V75H192ZM214 76V75H213ZM218 76V75H217ZM223 76V75H222ZM221 76V77H222ZM237 76V75H236ZM242 76V75H241ZM251 76V75H250ZM258 76V75H257ZM59 77V76H58ZM148 77V78H149ZM163 77V76H162ZM210 77V76H208ZM216 77V75H215ZM235 77V76H234ZM253 77V75H252ZM16 78V77H14ZM13 78V79H14ZM85 78V77H84ZM146 78V77H145ZM157 78V77H156ZM160 78V76H159ZM258 78V77H257ZM83 79V78H82ZM164 79V77H163ZM170 79V78H169ZM172 79V78H171ZM191 79V78H190ZM215 80H217L218 78H214ZM226 79V78H225ZM232 79V78H231ZM249 79V78H248ZM85 80V79H84ZM87 80V79H86ZM103 80V79H102ZM156 80V79H154ZM158 80V79H157ZM192 80V79H191ZM206 80V79H205ZM209 80V78H208ZM227 80V79H226ZM233 80V79H232ZM246 80V79H245ZM250 80V79H249ZM249 80H247L249 82ZM252 80H254V78H252ZM259 80V79H258ZM264 80V79H263ZM44 81V80H43ZM64 81V80H63ZM80 81V80H79ZM96 81V80H95ZM114 81V80H113ZM149 80L145 81V83H148ZM161 81V80H160ZM213 81V79H212ZM211 81V82H212ZM242 81V80H241ZM8 82V81H7ZM15 82V80H13V83ZM88 82V81H87ZM150 82V81H149ZM159 82V81H158ZM190 82V81H189ZM188 82V83H189ZM227 82V81H226ZM247 82V83H248ZM262 83L263 81L259 80L258 83ZM12 83V84H13ZM40 83V82H39ZM78 83V82H77ZM84 83V82H83ZM89 83V82H88ZM128 83V82H127ZM144 82H141V84ZM144 83V84H145ZM157 81H155V87ZM169 83V82H168ZM187 81H186V85H188ZM229 83V82H228ZM241 83V82H240ZM258 83H256L257 85H259ZM2 84H4L2 82ZM9 84V83H8ZM7 84V85H8ZM28 84V83H27ZM48 84V83H47ZM116 84V83H115ZM16 85V84H15ZM82 85V84H80ZM106 85V84H105ZM108 85V84H107ZM149 86V83L146 84ZM152 85V84H151ZM154 85V83H153ZM159 85L161 86L160 82ZM178 85V84H177ZM220 85V83H219ZM250 85V84H247ZM254 85V84H253ZM89 86V84H88ZM87 84L84 85V87L88 88ZM92 86V85H90ZM130 86V85H129ZM133 86V85H131ZM130 86L131 89H133ZM159 86V87H160ZM168 86V85H167ZM209 86V85H208ZM227 86V85H226ZM232 86V85H231ZM252 86V84H251ZM248 89H250V87ZM264 86V83H263ZM263 86H259V87H263ZM27 87V86H26ZM79 87V86H78ZM125 87V86H124ZM154 87V86H152ZM154 87V88H155ZM158 87V86H157ZM162 87V86H161ZM160 87V89H161ZM186 87V86H185ZM217 86H215L214 89H216ZM242 87V86H241ZM258 87V86H257ZM257 87L255 89H257ZM25 88V87H24ZM82 88V87H81ZM115 87H113L112 89H114ZM135 88V86H134ZM144 88V87H143ZM150 88V87H149ZM149 88H145V90L149 89ZM168 88V87H167ZM229 88V87H228ZM239 88V87H238ZM260 88V89H261ZM264 88V87H263ZM26 89V88H25ZM30 89H32L30 87ZM38 89V88H37ZM36 89V90H37ZM71 89V88H70ZM80 89V88H78ZM85 89V88H84ZM159 89V90H160ZM172 89V87H171ZM182 89V86H181ZM180 89V90H181ZM213 89V88H210ZM221 89V87H220ZM226 89V88H225ZM224 89V90H225ZM231 89V88H230ZM235 89V88H234ZM259 89V88H258ZM46 90V89H45ZM77 90V89H76ZM89 90V89H88ZM100 90V89H99ZM102 90V89H101ZM125 89L123 88L122 91H124ZM136 92L138 91L137 89H135ZM135 90H131V91H135ZM141 90H142V86H141ZM156 93H157V89L155 88ZM187 90V89H186ZM217 90V89H216ZM32 91H34L32 89ZM41 91V90H40ZM85 91V90H84ZM95 91V90H92ZM97 91V88H96ZM130 91V90H129ZM143 91V90H142ZM150 91V90H149ZM153 90H151L152 92ZM166 91V90H165ZM190 91L187 90L186 93ZM227 91V90H226ZM241 91V90H240ZM244 91V90H243ZM262 91V90H261ZM260 91V92H261ZM9 92V91H8ZM11 92V91H10ZM75 92V91H74ZM78 92V91H77ZM139 92H141L139 90ZM151 92H149V95L151 96L152 94H150ZM210 92V90H209ZM212 92V91H211ZM220 92V91H218ZM235 92V91H234ZM237 92V91H236ZM27 93V91H26ZM29 93L30 90H29ZM35 93H37L35 91ZM85 92H83L84 94ZM93 93V92H92ZM122 93V92H121ZM215 93V91L213 92ZM247 93L248 90H247ZM254 93V92H253ZM256 93V92H255ZM259 93V92H258ZM257 93V96H258ZM4 94V92H3ZM41 94V93H39ZM99 94V93H98ZM113 94V93H112ZM129 94V93H128ZM135 94V93H134ZM144 94V93H143ZM180 94V93H179ZM185 94V92L183 93ZM210 94V93H209ZM216 94V93H215ZM25 96V94H22ZM31 95V94H30ZM29 95V96H30ZM36 95V94H34ZM48 95V94H47ZM71 97V94H69ZM102 95V94H99ZM118 95V94H117ZM124 95V94H123ZM126 95V94H125ZM124 95V96H125ZM141 95V94H140ZM147 95V94H146ZM158 95V94H157ZM156 95V96H157ZM254 95V94H253ZM52 96V95H51ZM88 96V95H86ZM128 96V95H127ZM125 96V97H127ZM139 95H137L138 97ZM159 96V95H158ZM187 96H189V93L187 94ZM186 96V97H187ZM217 96V95H216ZM219 96V95H218ZM222 96V94H221ZM256 96V97H257ZM5 97V96H4ZM49 97V96H48ZM61 97V95H60ZM69 97V98H70ZM96 96L94 95V98ZM122 97V96H121ZM129 97V96H128ZM135 97V96H134ZM144 97H149V96H144ZM160 97V96H159ZM173 97V96H172ZM191 97V96H189ZM188 97V98H189ZM220 97V96H219ZM218 97V99H219ZM247 97H252V95H249ZM259 97V96H258ZM263 97V96H262ZM25 98H28L25 96ZM34 98V97H33ZM64 98V97H63ZM68 98V97H66ZM72 98V97H71ZM84 98V97H83ZM119 98V97H118ZM123 98V97H122ZM136 98V97H135ZM155 98V97H154ZM175 98V97H174ZM173 98V99H174ZM241 98V97H240ZM264 98V97H263ZM261 98V99H263ZM92 99V98H91ZM99 99V98H98ZM109 99V98H108ZM112 99V98H111ZM124 100L126 98H123ZM131 99V98H130ZM134 99V98H133ZM137 99V98H136ZM140 99V98H139ZM180 99V98H179ZM251 99V98H250ZM256 99V98H255ZM260 99V100H261ZM22 100V99H21ZM31 100V99H30ZM36 100V98H35ZM39 99H37L38 101ZM60 100V99H59ZM66 101H68L67 99H65ZM63 100V101H65ZM84 100V99H83ZM87 100V99H86ZM114 100V98H113ZM117 100V98H116ZM115 100V101H116ZM127 100V99H126ZM138 100V99H137ZM149 101L151 99H148ZM170 100V99H169ZM172 100V99H171ZM184 100V99H183ZM223 100V99H222ZM229 100V99H228ZM249 100V98L247 99ZM254 100V99H252ZM27 101V100H25ZM36 101V102H37ZM51 101V100H49ZM48 101V102H49ZM57 101V99H56ZM91 101V100H90ZM101 101V100H100ZM133 101V100H132ZM143 101V100H142ZM140 101V102H142ZM145 101V100H144ZM153 101V99H152ZM164 101V100H163ZM233 101V100H232ZM20 102V101H19ZM118 102V101H117ZM126 102V101H125ZM185 102V100H184ZM189 102L191 103V100H189ZM250 102V101H249ZM260 102V101H258ZM262 102V101H261ZM258 103L259 106L260 104H263L264 101L262 103ZM18 103V102H17ZM15 104L16 107L18 104ZM53 103V102H52ZM60 103V101H59ZM64 103V102H63ZM62 103V104H63ZM89 103V102H87ZM94 103V102H93ZM103 103V102H102ZM131 103V102H130ZM134 103V101H133ZM150 103V102H148ZM147 103V104H148ZM156 103V102H155ZM241 103V102H240ZM244 103V102H243ZM20 104V103H19ZM36 104V103H35ZM34 104V106H36ZM39 103H37L38 105ZM58 104V103H57ZM72 104V106H71ZM186 104V103H184ZM249 104V103H248ZM257 104V103H256ZM255 104V106H256ZM257 104V106H258ZM22 105V104H21ZM45 105V104H44ZM52 105V104H51ZM51 105H46L47 107H50ZM64 105V104H63ZM131 105V104H130ZM145 105V104H144ZM170 105V104H169ZM228 105V103H227ZM231 105V104H230ZM20 106V105H19ZM33 106V105H32ZM59 106V105H58ZM62 106V105H61ZM65 106V105H64ZM95 106V104H94ZM103 106V105H102ZM135 106H138V104H136ZM140 106V105H139ZM138 106V107H139ZM149 107V105H147ZM181 107V103L179 105ZM187 105H184V108ZM198 106V105H197ZM252 109L255 107L253 105ZM264 106V104H263ZM262 106V108H263ZM46 107V108H47ZM57 107V106H56ZM54 107V108H56ZM63 107V106H62ZM60 108V109H64V108ZM144 109V106H142ZM147 107V108H148ZM154 107V106H151ZM188 107V106H187ZM191 107V105H190ZM246 107V106H245ZM20 108V107H19ZM23 108V107H22ZM38 108V107H37ZM37 108H35L34 111H39L36 110ZM43 108V107H42ZM45 108V109H46ZM50 108H52V113H54V109L51 106ZM69 108V106H68ZM89 108V107H88ZM132 106L128 107V109L130 111ZM183 108V109H184ZM232 108V107H231ZM257 108V107H255ZM31 109H34L33 107H31ZM96 109V108H95ZM98 109V108H97ZM138 109V108H137ZM139 109H141V106L139 107ZM181 109V108H180ZM250 109V108H249ZM259 109V107H258ZM257 109V110H258ZM20 111V109H18ZM18 112L19 113V123H21L23 120L30 118L28 115L31 114L28 109L24 112ZM50 110V111H51ZM105 110V109H104ZM112 110V109H111ZM128 110V113L130 112ZM146 110V109H145ZM143 110V111H145ZM176 110H178L176 108ZM190 110V109H189ZM200 110V111H199ZM245 110V109H244ZM243 110V111H244ZM261 110V107L260 109ZM17 111V110H16ZM15 111V113H16ZM58 111V108L56 109V113ZM61 110H59L60 112ZM66 111V112H67ZM108 111V110H107ZM142 111V112H143ZM150 111V110H149ZM147 110V113L149 112ZM152 111V109H151ZM183 111V110H182ZM235 111V109H234ZM233 111V112H234ZM242 111V112H243ZM247 111V109H246ZM264 111V110H263ZM34 112V113H36ZM46 112L48 113V110H46ZM43 112V113H46ZM58 112V113H59ZM91 112V110H90ZM94 112V111H93ZM97 112V111H96ZM127 112V110H126ZM125 112V113H126ZM135 112V109L134 111ZM154 111H152L153 113ZM178 112V111H177ZM185 112V111H183ZM187 112V111H186ZM189 112V111H188ZM239 112V110H238ZM248 112V111H247ZM253 112V111H252ZM256 112V111H255ZM38 113V112H37ZM47 113L42 117L43 119L45 118V116L47 115ZM55 113V114H56ZM63 113V112H62ZM131 113V112H130ZM136 113V112H135ZM137 113H139V111H137ZM136 113V114H137ZM145 113V112H144ZM244 113V112H243ZM254 113V112H253ZM13 114V113H12ZM17 114V113H16ZM51 114V113H50ZM49 114V115H50ZM92 114V113H91ZM94 114V113H93ZM108 114V113H107ZM106 114V115H107ZM140 114V113H139ZM183 114V113H182ZM236 114V111H235ZM239 114V113H238ZM53 114H51L50 116H52ZM58 115V114H57ZM56 115V116H57ZM65 115L66 117V113L62 114ZM88 115V113H87ZM133 115V114H132ZM144 115V114H143ZM147 115V114H146ZM145 115V116H146ZM167 115V114H166ZM179 115V114H178ZM234 115V114H232ZM252 115V114H251ZM257 115V112H256ZM262 115V114H261ZM261 115L258 116L256 119V124L255 127L257 128V131L259 130V135L258 138H261V131L264 132V124H262L264 117L261 119ZM5 116V115H4ZM16 116V115H14ZM31 116V115H30ZM37 114H35L33 116L36 117ZM96 116V115H95ZM130 117V115H128ZM127 116V117H128ZM134 117L137 115H133ZM139 116V115H138ZM137 116V117H138ZM142 116V114H141ZM144 116V117H145ZM158 116V114H157ZM173 116V115H172ZM180 116V115H179ZM189 116V115H188ZM9 117V116H8ZM28 117V118H27ZM50 117V118H51ZM94 117L91 115V118ZM97 117V116H96ZM135 117V118H137ZM151 117V116H150ZM187 117V116H186ZM255 117V116H254ZM14 118V117H13ZM17 118V117H16ZM39 117H36V119ZM60 118V116H59ZM58 118V119H59ZM64 118V117H62ZM68 118V117H67ZM90 118V117H89ZM102 118V115H101ZM131 118V117H130ZM180 118V117H179ZM183 118H185L183 116ZM230 118V117H229ZM228 118V120H230ZM234 118V117H233ZM253 118V117H252ZM2 119V118H1ZM53 119H55V115L53 117ZM52 119V120H53ZM97 119H100L99 117L95 118V122L99 121ZM138 119V118H137ZM160 119V118H159ZM172 119V118H170ZM187 119V118H186ZM243 119V118H242ZM241 119V120H242ZM17 120V119H16ZM29 120V119H28ZM35 120V119H34ZM39 120V119H38ZM50 120V121H52ZM56 120V119H55ZM88 120V119H87ZM91 120V119H90ZM88 120V121H90ZM101 120V119H100ZM127 119L125 118V121ZM180 120V119H177ZM182 120V119H181ZM184 120V119H183ZM240 120V121H241ZM248 120V119H247ZM10 121V120H9ZM33 121V120H32ZM45 124H47V120L46 118L44 119ZM57 121V120H56ZM60 122H62L61 120H59ZM86 121V122H88ZM135 121V120H134ZM172 121V120H171ZM225 121V122H224ZM239 121V122H240ZM245 121V119H244ZM262 121V122H261ZM38 123L42 122V121H37ZM37 122H33L35 126V123ZM54 122V120H53ZM53 122H49L50 124ZM155 122V121H154ZM162 122V121H160ZM159 122V123H160ZM169 122V121H168ZM233 122V121H232ZM231 122V123H232ZM238 122V124H240ZM252 122V121H251ZM6 123H8L6 121ZM15 123V122H13ZM25 123V122H24ZM37 123V124H38ZM39 123V124H40ZM58 123V122H55ZM137 123V122H136ZM230 123V121H229ZM243 123V122H242ZM245 123V122H244ZM243 123V124H244ZM247 123V122H246ZM2 124V123H1ZM26 124V123H25ZM24 124V125H25ZM134 124V123H133ZM154 124V123H152ZM156 124H157V120H156ZM234 124V123H233ZM242 124V125H243ZM7 125V124H6ZM18 125V124H17ZM28 125V124H26ZM25 125V126H26ZM53 125V124H52ZM51 125V127H52ZM60 125V124H59ZM93 125V124H92ZM99 125H101V122L99 123ZM136 125V124H135ZM142 125V124H141ZM147 125V124H146ZM167 125V124H166ZM164 125V126H166ZM236 126V124H234ZM248 125H252L249 121ZM48 126V125H46ZM56 126V125H54ZM58 126V125H57ZM94 126V125H93ZM98 126V125H97ZM132 126V125H131ZM148 126V125H147ZM150 126V125H149ZM148 126V127H149ZM159 126V125H158ZM163 126V125H162ZM163 126V127H164ZM246 126V125H245ZM9 127V126H8ZM12 127V126H11ZM21 127H22V123H21ZM24 127V126H23ZM36 127V126H35ZM34 127V128H35ZM40 127V126H38ZM50 127V126H49ZM96 127V126H95ZM134 127V126H133ZM132 127V128H133ZM203 127L204 129V137L205 138H201L199 136V133H195L197 128H201ZM18 128V127H17ZM30 128V126H26L24 128H22V130L24 129H28ZM47 127L44 128V132L46 131H50V133L52 132V128L51 130H46ZM94 128V127H93ZM131 128V129H132ZM141 128V127H140ZM151 127H149L148 129L150 130ZM155 128V126H153V129ZM232 128V127H231ZM236 128V127H235ZM235 128H232L235 130ZM6 129H8L6 127ZM12 129V128H10ZM9 129V132H10ZM21 129V128H20ZM19 129V132H20ZM43 129V128H42ZM64 129V132H66ZM92 129V128H91ZM99 128L97 127L96 130H98ZM101 129V128H100ZM137 129V128H136ZM139 129V127H138ZM137 129V131H138ZM159 129V128H158ZM162 128H160L161 130ZM167 129V128H166ZM21 130V131H22ZM36 130V129H35ZM40 130V129H37ZM46 130V131H45ZM57 130V129H56ZM127 130V131H126ZM145 130V129H144ZM156 130V128H155ZM168 130V129H167ZM28 131V130H27ZM42 131V132H43ZM126 131V133H125ZM134 131V132H137ZM147 131V130H145ZM151 131L154 132V130L151 129ZM201 131V130H200ZM199 131V132H200ZM233 131V130H232ZM14 132V131H12ZM17 132V131H16ZM26 132V130H25ZM25 132H22V135L25 134ZM56 132V131H55ZM70 132V133H69ZM95 133V131H93ZM131 132V131H130ZM141 132V130H140ZM144 132V131H143ZM159 132V131H158ZM157 132V133H158ZM161 132V131H160ZM228 132V131H227ZM231 132V131H230ZM1 133V131H0ZM3 133V132H2ZM18 133V132H17ZM35 133V132H34ZM54 133V130H53ZM99 133V132H98ZM147 133V132H146ZM167 131L164 132V135H166ZM257 133V132H256ZM8 134V133H7ZM11 134V133H10ZM49 134V133H47ZM47 134L44 133V135L46 136ZM64 134V136L66 135ZM85 134L87 135L86 137H88V139L85 138ZM89 134V132H88ZM134 134V133H133ZM152 135L154 133H151ZM150 131L149 134L146 135H151ZM161 134V133H159ZM229 134V133H226ZM231 134V133H230ZM3 135V134H2ZM13 135V134H12ZM16 135V134H15ZM14 135V136H15ZM19 135V134H18ZM22 135L21 138L23 137ZM27 135V132L26 134ZM29 135V133H28ZM40 135V132H39ZM50 135V134H49ZM55 135V133H54ZM68 135V136H69ZM96 135H98L96 133ZM140 135V134H139ZM158 135V134H157ZM163 135V134H162ZM161 135V136H162ZM163 135V136H164ZM169 135V134H168ZM234 135V133H233ZM232 135V136H233ZM53 136V135H52ZM160 136V135H159ZM162 136V137H163ZM203 136V135H202ZM256 136V138H257ZM9 137V136H8ZM17 137V136H16ZM26 137V136H25ZM35 137V136H34ZM42 137V136H41ZM49 137V136H48ZM62 137V136H61ZM93 137V136H91ZM149 137V136H148ZM158 137V136H157ZM227 137V136H226ZM230 138V136H228ZM14 138V137H13ZM24 138V137H23ZM47 138V137H45ZM66 138V137H65ZM71 138V137H70ZM132 138V137H131ZM137 138V137H136ZM159 138V137H158ZM7 138V142H8ZM16 140H18V137L15 138ZM33 139V138H32ZM48 139V138H47ZM46 139V141H47ZM50 139V138H49ZM72 139V138H71ZM156 139V138H155ZM154 139V141H155ZM228 139V138H227ZM234 139V140H233ZM13 140V139H11ZM51 140V139H50ZM49 140V141H50ZM86 140L87 143H86ZM142 140V139H141ZM159 140V139H158ZM160 140H162L160 138ZM159 140V141H160ZM165 139H163L164 141ZM198 140V141H196ZM256 140V139H255ZM5 141V140H4ZM14 141V140H13ZM19 141V140H18ZM18 141H14L18 142ZM37 141V140H36ZM48 141V142H49ZM52 141V140H51ZM50 141V143H51ZM90 141H94L93 139H90ZM133 141V140H132ZM138 141V140H137ZM145 141V140H144ZM153 141V143H154ZM227 141V142H226ZM3 142V141H2ZM91 142H89L91 144ZM147 142V140L145 141ZM158 142V141H157ZM162 142V141H161ZM12 143V142H11ZM88 143V144H89ZM96 143V142H94ZM93 143V144H94ZM129 143V142H128ZM130 143H132L130 141ZM159 143V142H158ZM259 143V142H258ZM262 143V142H261ZM260 143V144H261ZM24 144V143H22ZM22 144H20L21 146H23ZM49 144V143H48ZM57 144V143H56ZM142 144V143H141ZM139 144V145H141ZM145 144V143H143ZM142 144V145H143ZM13 145V144H12ZM17 145V150L21 149V146ZM42 145V144H41ZM92 145V144H91ZM159 145V144H157ZM10 146V145H8ZM14 146V145H13ZM12 146V147H13ZM20 149H18L19 147ZM72 146V144H71ZM69 146V148L71 147ZM72 146V147H73ZM134 146V145H133ZM149 146V145H148ZM153 146V145H152ZM155 146V144H154ZM153 146V147H154ZM11 147V148H12ZM43 147V146H42ZM50 147V144L49 146ZM52 147V146H51ZM73 147V148H74ZM138 147V145H137ZM144 147V146H142ZM146 147V146H145ZM144 147V148H145ZM9 149V147H7ZM11 148L10 151H6V152H1L0 154V161L2 164L4 163H12L13 162V157L16 155L14 154L17 150H15V152H11ZM14 148V147H13ZM23 148V147H22ZM28 148V146H27ZM32 148V147H31ZM38 148V147H37ZM45 148V147H44ZM43 148V149H44ZM91 148V147H90ZM139 148V147H138ZM138 148H135L136 150ZM149 148V147H148ZM151 148V147H150ZM4 150V148H2ZM43 149L41 151H43ZM72 149V148H71ZM140 150H143V148H139ZM158 149V148H157ZM238 149L240 150V157H237L235 160H237V164L233 163L232 166L230 165V163L228 164V166L224 167L222 165H225L226 162H230L229 160H227L225 162V164H222V159L226 158L227 156H230L229 154L235 150ZM1 150V149H0ZM24 150V149H23ZM30 150V149H29ZM139 150V152H141ZM154 150V149H153ZM256 150V148H255ZM22 151V150H21ZM32 151V150H31ZM35 151V150H34ZM40 151V150H39ZM257 151V150H256ZM260 151V148H259ZM49 152V151H48ZM72 152V151H71ZM69 152V153H71ZM96 152V151H94ZM138 152V151H137ZM149 152V150H148ZM32 153V152H30ZM75 153H71V154H75ZM237 153V152H236ZM255 153V152H254ZM262 153V152H261ZM25 154V153H24ZM33 154V153H32ZM37 154V153H36ZM48 154V153H46ZM46 154L44 155L46 157ZM75 154V155H76ZM88 154V153H86ZM94 154V153H93ZM143 154V153H141ZM140 154V155H141ZM146 154V153H145ZM150 154V152H149ZM233 154V153H232ZM260 154V153H259ZM55 155V154H54ZM69 155V154H68ZM76 155V156H77ZM237 155V154H236ZM250 155V154H249ZM248 155V156H249ZM253 155V154H251ZM250 155V156H251ZM18 156V155H17ZM26 156V155H25ZM38 156V155H37ZM41 155H39L40 157ZM77 156V158H78ZM133 156V157H132ZM136 156L138 157V155L136 154ZM148 156V155H147ZM155 156V155H154ZM233 156V155H232ZM231 156V158H232ZM239 156V154H238ZM49 157V156H48ZM54 157V156H53ZM68 157L71 158V156L69 155ZM85 157V156H84ZM143 157V156H142ZM234 157V156H233ZM253 157V156H252ZM258 157V155H257ZM264 156L262 155V158ZM17 158L16 157V162H17ZM29 158V157H28ZM38 158V157H37ZM44 158V157H43ZM144 158V157H143ZM22 159V158H21ZM39 159V158H38ZM46 158H44L43 162H41L42 165H45L46 162L45 161ZM90 159V158H89ZM150 159H152V157H150ZM155 159V158H154ZM230 159V158H228ZM70 160V159H69ZM231 160V159H230ZM234 160V161H235ZM246 160V159H245ZM248 160V159H247ZM250 160V159H249ZM248 165H249V162ZM263 160V159H262ZM46 161H48L46 159ZM71 161V160H70ZM88 161V160H87ZM139 161V160H137ZM149 161V159H148ZM152 161V160H150ZM225 161V160H224ZM233 161V160H232ZM231 161V162H232ZM15 162V164H16ZM26 162V161H25ZM30 162V161H28ZM52 162V161H51ZM69 162V161H68ZM72 162V161H71ZM86 162V161H85ZM146 163V161H144ZM246 162V161H245ZM246 162V163H247ZM22 163V162H21ZM27 163V162H26ZM55 163V161H54ZM140 163V162H139ZM145 163H143V165H146ZM149 163V162H148ZM245 163V164H246ZM251 163V162H250ZM264 163V161L262 162ZM13 164V165H15ZM66 164V163H65ZM244 164V165H245ZM12 165V164H11ZM21 165V164H20ZM39 165V164H38ZM53 165V164H52ZM57 165V164H56ZM60 165V164H59ZM135 165V166H134ZM151 165V164H149ZM154 165V164H153ZM230 165V166H229ZM243 165V168H244ZM1 166V165H0ZM25 166V165H24ZM31 166V163H30ZM29 166V167H30ZM40 166V165H39ZM117 166H119L118 168H116ZM247 166V165H246ZM262 166V165H261ZM34 167V165H33ZM37 167V165H36ZM129 168L130 169L129 171ZM142 171V164L139 166ZM137 167V168H139ZM155 167V166H154ZM260 167V166H259ZM25 168V167H24ZM28 168V167H27ZM32 168V167H31ZM145 168V167H144ZM143 168V170H144ZM153 168V167H152ZM255 168H257L255 166ZM26 169V168H25ZM30 169V168H29ZM48 169V168H47ZM199 169H202L201 171ZM245 169V168H244ZM254 169V167H253ZM258 169V168H257ZM261 169V168H260ZM263 169V168H262ZM86 170V169H85ZM139 169H136L137 173H138ZM151 170V171H152ZM30 171V170H29ZM40 171V170H39ZM50 171V169H49ZM66 171V172H67ZM133 173H132V172ZM146 171V170H145ZM257 171V170H256ZM9 172V171H8ZM21 172V171H20ZM38 172V171H37ZM60 172V171H59ZM58 172V173H59ZM85 171H83L84 173ZM140 172V171H139ZM33 173V172H32ZM36 173V172H35ZM34 173V174H35ZM118 173V174H117ZM136 173V172H135ZM152 173V172H151ZM260 173V172H259ZM29 174H31V172H29ZM133 174V175H132ZM21 175V174H20ZM27 175V174H26ZM32 175V174H31ZM38 175V174H36ZM43 175V174H42ZM117 175V176H116ZM146 175V174H145ZM253 176L256 177V176ZM30 176V175H29ZM28 176V177H29ZM45 176V172L44 175ZM49 176V175H48ZM89 176V177H88ZM147 176V175H146ZM20 177V176H19ZM60 177V176H59ZM58 177V179H60ZM149 177V176H148ZM21 178V177H20ZM20 178H18L17 180H19ZM31 178V177H30ZM51 178V177H50ZM9 179V178H8ZM14 179V178H13ZM16 179V178H15ZM14 179V180H15ZM36 178H31V180H29V182L31 181V184H27L30 185L29 188H35L37 189L38 186L40 185H34L33 183L36 182L35 180ZM57 179V180H58ZM62 179V178H61ZM60 179V181L62 182V180ZM47 180V184L46 181ZM56 183H59L57 182ZM64 180V179H63ZM79 180H82L79 178ZM228 180H231L233 182V184H229L227 185L226 182H230ZM22 181V180H21ZM18 181V182H21ZM25 181V180H24ZM27 181V180H26ZM51 181V180H50ZM83 181V180H82ZM243 181V182H242ZM43 182V183H44ZM60 182V183H61ZM247 182V181H246ZM245 182V183H246ZM16 183V181H15ZM81 183V182H79ZM252 183V182H251ZM53 184V183H52ZM83 184V182H82ZM81 184V187H82ZM152 184V187H151ZM3 185V184H2ZM16 185V184H15ZM14 185V186H15ZM24 185V184H23ZM59 185V184H58ZM227 186H229L230 188H228ZM245 186V188H244ZM18 187V186H17ZM21 187V186H20ZM77 187V188H76ZM24 189V186L22 187ZM28 188V189H29ZM54 188V187H53ZM230 189V197H233L232 199V204L235 205V210H236V215L235 218L232 220V218L230 219V214H235L233 207L228 204L227 205V201H228V196H227V201H225L224 196H226V193L228 194L229 191L226 190ZM35 189H33L35 191ZM20 190V189H19ZM25 190V189H24ZM30 190V189H29ZM30 190V191H33ZM86 190V189H85ZM84 190V191H85ZM225 190L227 192H225ZM29 191V192H30ZM82 191V190H81ZM156 191V194H155ZM37 192V191H36ZM35 193V192H32ZM32 193H30V195H32ZM79 193V192H78ZM86 193V192H85ZM13 194H16L13 192ZM71 194V195H70ZM18 195V194H17ZM25 195V194H24ZM29 195V193H28ZM36 195V194H35ZM67 195V196H66ZM87 195V194H86ZM7 196V195H6ZM37 196V195H36ZM70 196V197H69ZM80 196V195H79ZM88 196V195H87ZM16 197V195H15ZM34 197V195H33ZM69 197V198H68ZM78 197V196H77ZM19 198V197H18ZM41 198V199H40ZM80 198V197H79ZM25 199V198H24ZM36 199V198H34ZM38 199V198H37ZM36 199V200H37ZM32 200V199H30ZM29 200V201H30ZM85 200V199H84ZM85 200V201H86ZM92 200H95L92 201ZM230 200V199H229ZM14 201V200H13ZM18 201V200H17ZM33 202V201H32ZM12 203V202H11ZM9 203V204H11ZM27 203V201L25 202ZM8 204V205H9ZM35 205V204H33ZM32 206V205H31ZM10 207V206H9ZM25 207V206H24ZM34 207V206H33ZM40 207V206H39ZM13 208V207H12ZM15 208V207H14ZM29 208V207H26ZM38 208V209H41ZM52 210L54 211L55 214V219H54V223L53 225H50V222L47 218V216H45V211L46 210ZM10 210V209H9ZM26 210V209H25ZM233 210V211H231ZM231 211V212H230ZM38 212V211H37ZM14 213V212H13ZM39 214V213H38ZM37 216V215H36ZM38 217V216H37ZM36 218V217H35ZM232 220V221H231ZM37 221V220H36ZM39 222V221H38ZM4 227V226H3ZM43 227V226H42ZM8 229V228H7ZM5 230V227H4ZM218 230H221L222 233H224L222 236L225 237V243H227L230 247L231 246V252L229 253L227 250H218L216 249L215 243L216 241L213 240L212 234L213 232L216 234V232ZM219 233V231H218ZM3 235V234H2ZM226 235V236H225ZM218 236V234H216V237ZM215 237V238H216ZM219 237V236H218ZM220 240V238L218 239ZM7 241V240H6ZM37 241V240H36ZM4 242V241H3ZM222 243V242H221ZM224 243V242H223ZM222 243V244H223ZM214 244V245H213ZM220 244V243H219ZM221 244V245H222ZM68 247V248H60V247ZM215 246V248L213 247ZM27 247V246H26ZM213 247V248H212ZM218 247V246H217ZM13 248V246H12ZM28 248V247H27ZM43 248V247H42ZM45 248V247H44ZM43 248V250H44ZM224 248V247H221ZM220 249V247H219ZM228 249V248H227ZM230 249V248H229ZM216 250V251H215ZM38 252V251H37ZM36 252V253H37ZM1 254V253H0ZM8 255V254H7ZM16 257V256H15ZM13 258V257H12ZM14 259V258H13ZM34 259V260H33ZM52 259V260H54ZM35 260L39 263H36ZM65 260V261H64ZM54 261H52L53 264ZM56 262V261H55ZM0 264H10L9 260L7 258H3L2 256H0ZM47 264V263H46ZM51 264V263H50ZM63 264V263H62Z\"/></svg>",
	"mask_w": 264,
	"mask_h": 264
}]
</instances>
